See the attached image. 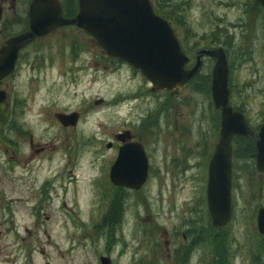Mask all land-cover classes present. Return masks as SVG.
I'll return each mask as SVG.
<instances>
[{
    "label": "rangeland",
    "instance_id": "obj_1",
    "mask_svg": "<svg viewBox=\"0 0 264 264\" xmlns=\"http://www.w3.org/2000/svg\"><path fill=\"white\" fill-rule=\"evenodd\" d=\"M155 1L191 68L201 50L227 51L230 104L257 135L264 123V11L252 0ZM29 2L0 0V48L27 29ZM61 6L75 17L77 0ZM21 54L0 85L7 94L0 161L11 177L0 171V264H100L103 257L110 264H264V236L256 230L264 173L256 170L254 140L233 138L230 222L214 230L207 210V168L220 128L213 59L202 55L198 75L181 90L151 92L139 72L75 27L36 39ZM71 113L79 114L77 126L62 127L57 115ZM131 129L148 158L147 179L138 191L104 182L102 202L96 179L116 158V136ZM21 176L27 180H16ZM45 182L46 198L38 195ZM34 197H44L39 215ZM189 233L191 244L182 237Z\"/></svg>",
    "mask_w": 264,
    "mask_h": 264
},
{
    "label": "water",
    "instance_id": "obj_2",
    "mask_svg": "<svg viewBox=\"0 0 264 264\" xmlns=\"http://www.w3.org/2000/svg\"><path fill=\"white\" fill-rule=\"evenodd\" d=\"M264 9V0H255ZM78 12L72 19L62 16L58 0H32L29 5V30L10 38L0 51V80L13 72L19 49L51 31L75 26L89 34L108 57L126 62L139 70L152 84V91H179L192 80L201 65V56L215 59L211 72V96L220 113L218 143L209 162L206 191L207 209L214 227H223L231 216V141L234 137L255 141L256 169L264 172V123L256 135L247 126L242 113L229 105V68L221 49L201 50L191 70L184 66L188 58L168 23L157 17L148 0H77ZM5 94L0 91V103ZM100 101L96 102L99 103ZM77 113L58 114L64 126H75ZM128 134V133H126ZM117 135L120 142L128 135ZM110 182L114 186L138 190L147 177V159L139 144L130 143L119 149L111 167ZM256 227L264 236V207L258 210ZM102 264L109 259L102 258Z\"/></svg>",
    "mask_w": 264,
    "mask_h": 264
},
{
    "label": "flooded vegetation",
    "instance_id": "obj_3",
    "mask_svg": "<svg viewBox=\"0 0 264 264\" xmlns=\"http://www.w3.org/2000/svg\"><path fill=\"white\" fill-rule=\"evenodd\" d=\"M0 85H1V83H0ZM124 141L127 142L128 140L125 139ZM126 142H124L123 145H125ZM119 146H120V144H119ZM118 148H119V147H118ZM214 149H215V146H214ZM213 152H214V151L212 150V153H213ZM211 155H212V154H211ZM210 157H211V156H210ZM214 230H217V229L215 228ZM174 232L176 233V231H174ZM175 236H176V234H175ZM194 236H195L194 233H189V234H188V238H187L184 234L182 235V237H183V239H184V242L187 243V244H188V243L191 244L190 239H191L192 237H194ZM174 241H177V238H176ZM175 248H176V246H174V249L172 248V252H173V255H174V259H176V254H175L176 249H175ZM176 263H177V262H176Z\"/></svg>",
    "mask_w": 264,
    "mask_h": 264
},
{
    "label": "trees",
    "instance_id": "obj_4",
    "mask_svg": "<svg viewBox=\"0 0 264 264\" xmlns=\"http://www.w3.org/2000/svg\"><path fill=\"white\" fill-rule=\"evenodd\" d=\"M255 3V2H254ZM257 6H259L257 3H255ZM161 10H162V8H161ZM158 11L160 12V10L158 9ZM63 15L65 16V15H68V16H65L66 18H70V17H72L71 15H69V11H68V9H65V11L63 12ZM164 15V16H163ZM163 15H161V16H163V17H165V18H167L168 16H166L165 14H163ZM214 44H219V43H214ZM212 226V225H211ZM213 228V227H212ZM214 229V228H213Z\"/></svg>",
    "mask_w": 264,
    "mask_h": 264
}]
</instances>
